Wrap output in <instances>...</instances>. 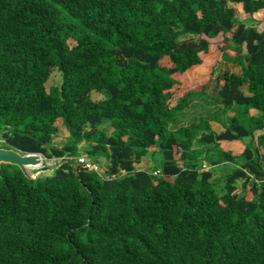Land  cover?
Wrapping results in <instances>:
<instances>
[{
    "label": "trees",
    "instance_id": "16d2710c",
    "mask_svg": "<svg viewBox=\"0 0 264 264\" xmlns=\"http://www.w3.org/2000/svg\"><path fill=\"white\" fill-rule=\"evenodd\" d=\"M232 3L264 14V0H0L2 147L72 157L35 179L0 165V264H264V26ZM222 60L241 71L214 76ZM199 97L224 130L170 128ZM82 141L105 170L73 165ZM150 151L157 174L136 167Z\"/></svg>",
    "mask_w": 264,
    "mask_h": 264
},
{
    "label": "rangeland",
    "instance_id": "374dc122",
    "mask_svg": "<svg viewBox=\"0 0 264 264\" xmlns=\"http://www.w3.org/2000/svg\"><path fill=\"white\" fill-rule=\"evenodd\" d=\"M231 5H233L236 8L238 17L242 21H245L248 24L256 25L257 28L262 29V27L264 26V18H263L264 14H260L259 12H257V13H254L253 16L250 17L247 14L243 13V11L239 5L237 6V4H234V3H232ZM68 43L70 46L75 45V41L72 39H69ZM229 44L231 45L230 46L231 48L236 47L234 45L233 41H230ZM245 54H246V50H245L244 46H242L240 55L245 56ZM224 70H231L234 72H240L241 66L236 64V63H233L232 61H229V60H222L217 65L216 72H215L214 76L217 75L218 73L224 71ZM61 82H62V78H61L60 71L56 67H51L49 78L45 82L46 90L48 91L51 87L56 86V85L59 86L61 84ZM90 96L93 100H96V101L104 98L103 93L95 91V90H92L90 92ZM208 99H210V98L207 97L205 99V98L199 97V98L194 99V101H192L189 104V107L187 109H185L186 113H185V116L181 119V121L170 122L169 123L170 128L178 127V126L183 125V124L184 125H193V124L201 122V120L203 118L208 119V123H209V126L211 129H212L211 126H213V128H215L216 124L213 122L214 120L211 119V116L213 113L218 111L217 110L218 107L212 106V111L208 113L207 112V101H208ZM58 125H59L58 130L55 133V135L53 136V144H55L57 146H61L66 141V139H67L66 137H67L68 133L65 130V128L62 126V124H58ZM102 127L107 133H109L111 131V128L109 127V125L107 123L104 124V126H102ZM218 129H221V127H218ZM260 132H261V130L257 131L255 133V136ZM255 143H256V141H255ZM3 144H4V141L1 138V133H0V147H2ZM86 146H87V143L85 141H82L79 145V148H80L79 153H81L79 155L84 156L85 158H86V156L83 153V149ZM158 159H159V153L158 152L154 153V152L150 151L142 157L141 161L137 164V168L139 166L140 168H138V169L147 170V171L153 173L155 171V168H156L155 163L158 161ZM89 161H91L94 164L96 163L95 165L97 167L101 168L102 170H105L107 168L108 162H107L105 155H101V154L98 155L95 162H93L92 160H89ZM59 162H62V158L61 159L60 158H58V159L57 158H51V159H45L44 158L43 164L39 168V169L43 170L41 172L40 176H46V175H49L50 173H52V171H53L52 169L55 168V166ZM205 167H207V166H205ZM99 168H98V170H99ZM231 168H232V164H229V163H224L222 165H217V166L213 167L214 172H213L212 179H214L216 181L215 182L216 190L218 191L219 195H222L225 192L223 177L231 171ZM216 179H218V180H216ZM240 184H241V180H238V186H240Z\"/></svg>",
    "mask_w": 264,
    "mask_h": 264
},
{
    "label": "water",
    "instance_id": "95a60500",
    "mask_svg": "<svg viewBox=\"0 0 264 264\" xmlns=\"http://www.w3.org/2000/svg\"><path fill=\"white\" fill-rule=\"evenodd\" d=\"M2 163L18 166L24 176L30 179L39 177L43 171L39 169L43 164L40 153H22L14 148L0 147V165Z\"/></svg>",
    "mask_w": 264,
    "mask_h": 264
},
{
    "label": "built area",
    "instance_id": "2783aa9c",
    "mask_svg": "<svg viewBox=\"0 0 264 264\" xmlns=\"http://www.w3.org/2000/svg\"><path fill=\"white\" fill-rule=\"evenodd\" d=\"M58 158H62V162L57 163V166H59L60 164L66 162L68 159H72V157H57ZM46 159V158H45ZM75 161L73 162L74 166L77 165H84L88 170H94V171H99L98 168L94 163H92L91 161H89L87 158H85L84 156L78 155L76 157H74ZM43 161H44V157H43ZM60 161V160H59ZM158 171H154L153 174H157Z\"/></svg>",
    "mask_w": 264,
    "mask_h": 264
},
{
    "label": "crops",
    "instance_id": "0c3cea01",
    "mask_svg": "<svg viewBox=\"0 0 264 264\" xmlns=\"http://www.w3.org/2000/svg\"><path fill=\"white\" fill-rule=\"evenodd\" d=\"M237 6H238V5H237ZM259 13L262 14L261 11H260ZM213 122L216 124V127H215V128H213V126H211V127H212V129H213L215 132L219 133V132H222V131L224 130V128L222 127V125H221L220 123L215 122V121H213ZM218 127H221V129H218ZM136 167H137V166H136ZM138 168H140V167L138 166Z\"/></svg>",
    "mask_w": 264,
    "mask_h": 264
},
{
    "label": "bare ground",
    "instance_id": "6f19581e",
    "mask_svg": "<svg viewBox=\"0 0 264 264\" xmlns=\"http://www.w3.org/2000/svg\"><path fill=\"white\" fill-rule=\"evenodd\" d=\"M45 164V163H44ZM37 166H39V165H37Z\"/></svg>",
    "mask_w": 264,
    "mask_h": 264
}]
</instances>
